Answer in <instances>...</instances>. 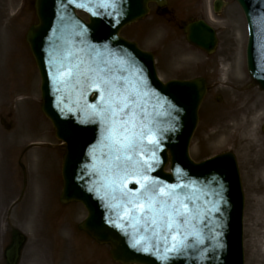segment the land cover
Segmentation results:
<instances>
[{"label":"water","instance_id":"1","mask_svg":"<svg viewBox=\"0 0 264 264\" xmlns=\"http://www.w3.org/2000/svg\"><path fill=\"white\" fill-rule=\"evenodd\" d=\"M101 0H36L39 26L32 27L26 36L40 71L43 99L42 110L56 131V138L66 144L62 177L61 202H81L88 216L79 229L94 240L111 246V256L122 264H243L242 210L243 197L234 157L224 154L210 161L194 165L188 157V144L197 123V108L204 96V82H171L162 85L155 76L152 58L141 53L133 44L118 36L119 29L145 16L147 4L155 2L160 8L165 0H116V10L106 13L97 7ZM250 27L247 48L248 72L254 83L264 91V0H237ZM74 8H84L90 15L89 25L78 20ZM97 15H93V12ZM254 17L255 21L251 20ZM187 41L206 53L214 51L213 32L203 22L185 30ZM76 50L93 49L130 56L141 69L137 75L147 83L149 93L145 101L152 127L159 139L158 146L145 142V159L153 161L148 175L168 184H187L190 188L207 192L209 201L219 211L209 212L208 226L203 227L199 244L189 241V248L177 258H166L145 245H134L131 228H117L121 223L110 207L111 198L102 187L97 169L102 167L107 151L102 146V126L94 114L103 103V96L94 86L76 84L65 86L56 77V61L66 47ZM154 149V155H153ZM170 155L171 174L163 168ZM131 177L130 180H135ZM128 187L135 189V183ZM195 195L204 200L202 192ZM218 194V195H217ZM209 206H212L211 204ZM128 232L129 235H125ZM138 238V237H137Z\"/></svg>","mask_w":264,"mask_h":264},{"label":"rangeland","instance_id":"2","mask_svg":"<svg viewBox=\"0 0 264 264\" xmlns=\"http://www.w3.org/2000/svg\"><path fill=\"white\" fill-rule=\"evenodd\" d=\"M204 1L200 5L197 0H168L162 15L156 14L155 7L151 6L148 16L124 28L120 35L154 55L157 73L163 82L205 80L208 91L199 109L190 157L199 162L225 152L235 156L244 193V264H264V183L258 182L254 174L255 148H264L261 131L264 96L258 87L248 86L251 79L246 73L244 58L246 30L235 0H223L225 5L217 15L211 10L214 0ZM33 4L34 0H0V107L9 108L17 117L8 122L13 126L11 133H3L0 128V141L40 146L28 153L27 171L36 184L32 189L38 193L41 180L44 183L45 180L40 175L37 158L47 175V190L40 200L44 235L57 234L63 239L80 241L75 254L66 250L67 257L59 264H115L109 260L108 246L98 247L78 231V223L85 217L82 207L76 203L68 206L59 203L61 155L65 149L55 140L52 128L40 112L38 74L24 41L27 29L37 22ZM189 19H204L215 29L218 37L215 53L206 56L186 43L183 27ZM252 115L258 117L250 129L253 135L257 134V142L250 146L244 141L249 138L246 130L239 131L238 127L242 125L246 129L244 124ZM8 150L13 148H0V156L10 155ZM26 205L24 199L17 204L20 208ZM258 205L263 207L259 219L256 218ZM41 231L40 227L38 235ZM48 255L43 241L30 239L26 252L30 264H39L38 258H44L42 264H49Z\"/></svg>","mask_w":264,"mask_h":264},{"label":"snow or ice","instance_id":"3","mask_svg":"<svg viewBox=\"0 0 264 264\" xmlns=\"http://www.w3.org/2000/svg\"><path fill=\"white\" fill-rule=\"evenodd\" d=\"M73 0H68L72 4ZM97 7L106 13L116 10V0H101ZM97 15V12H93ZM56 77L65 85L87 84L94 86L103 96V103L95 115L102 126V167L97 174L110 207L115 210L117 228H131L134 245H145L166 258H177L189 248V241L201 243L202 226L207 227L209 212L219 211L208 199V193L190 188L187 184H168L148 175L153 161L145 159L148 145L158 146L150 113L143 101L149 93L147 83L137 74L139 69L130 56L93 49L86 52L66 47L56 61ZM153 149V155H154ZM135 177V180H130ZM137 188L131 189L129 183ZM196 191L202 192L203 202ZM218 195V194H217ZM212 206H209V205ZM125 235H129L125 232ZM138 237V238H137Z\"/></svg>","mask_w":264,"mask_h":264},{"label":"flooded vegetation","instance_id":"4","mask_svg":"<svg viewBox=\"0 0 264 264\" xmlns=\"http://www.w3.org/2000/svg\"><path fill=\"white\" fill-rule=\"evenodd\" d=\"M10 114H6V117H10ZM2 114L0 112V121L2 120ZM24 151H20L16 156V165L12 168L13 172L8 173L10 177L9 187L6 191L2 192L0 187V264H10L6 258V251L10 249L14 242L19 241L17 250V258L14 264H30L26 258V252L28 248V237H18V233L22 231L21 226H25L26 219L29 217V210H25L28 207V203L25 208L14 205V196L19 195L18 203L24 199L28 202V187L30 186V178L27 171V163L23 161ZM14 205V206H13ZM20 208V209H19ZM19 209V210H18ZM32 239H49L52 245L53 252L58 253L63 244V239L58 236L49 237H33ZM55 259L54 257L51 260Z\"/></svg>","mask_w":264,"mask_h":264},{"label":"bare ground","instance_id":"5","mask_svg":"<svg viewBox=\"0 0 264 264\" xmlns=\"http://www.w3.org/2000/svg\"><path fill=\"white\" fill-rule=\"evenodd\" d=\"M257 121H258V117L252 115V118L250 120H247L245 122V124H244V127L246 129H244L242 125H239V127H238L239 128V131L246 130L245 135L248 134L249 138H247L248 140H244V141L245 142H248V145H250V143H253L254 144V142H257V137H256L257 134H254L253 135V132L251 133V131H250L251 126L253 124H255ZM250 146H252V145H250ZM255 153H256L257 162L255 164L256 165V168L254 169V171H255L254 174H255V177L258 180V182L264 183V178H263V176H264V148L262 146H260V148H255ZM257 209L259 211H258V213L256 215V218L259 219L260 214L263 211V207L261 205H258L257 206Z\"/></svg>","mask_w":264,"mask_h":264}]
</instances>
